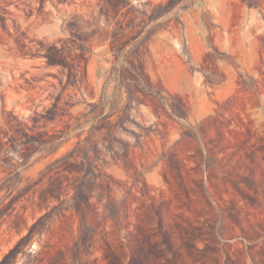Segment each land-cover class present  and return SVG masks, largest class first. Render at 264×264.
Returning a JSON list of instances; mask_svg holds the SVG:
<instances>
[{"label": "rangeland", "instance_id": "obj_1", "mask_svg": "<svg viewBox=\"0 0 264 264\" xmlns=\"http://www.w3.org/2000/svg\"><path fill=\"white\" fill-rule=\"evenodd\" d=\"M0 264H264V0H0Z\"/></svg>", "mask_w": 264, "mask_h": 264}]
</instances>
